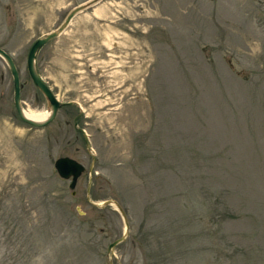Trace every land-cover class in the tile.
<instances>
[{"label": "rangeland", "instance_id": "1", "mask_svg": "<svg viewBox=\"0 0 264 264\" xmlns=\"http://www.w3.org/2000/svg\"><path fill=\"white\" fill-rule=\"evenodd\" d=\"M89 1L0 0L23 108L30 45ZM35 65L77 104L21 121L0 57V264H264V0H97Z\"/></svg>", "mask_w": 264, "mask_h": 264}, {"label": "water", "instance_id": "2", "mask_svg": "<svg viewBox=\"0 0 264 264\" xmlns=\"http://www.w3.org/2000/svg\"><path fill=\"white\" fill-rule=\"evenodd\" d=\"M97 0H91L87 2L86 4L79 5L75 8H73L65 17L64 21L54 30L46 33L44 36L39 37L35 39L32 44L30 45L27 57H26V68L28 75L33 82L34 86L38 89V91L43 95V97L46 99L47 107L49 115L42 121H37L28 118L24 114V108L22 106L21 101V82L19 77V72L16 68V65L10 56L9 53H7L4 49L0 48V57L5 61L6 65L8 66L9 72L12 77V84H13V106L16 115L18 118L29 124L30 126L34 127H44L45 125L49 124L56 116L57 111L65 105L71 106L76 105L77 103L74 101H67V102H61L59 101L55 94L52 92L51 88L47 85V83L43 80L41 75L39 74L36 65H35V59L38 51L49 41L56 38L59 34L63 32V30L67 27L73 16L82 10L83 8L89 6L90 4L96 2ZM79 132H81L82 136L85 139V143L88 146V139L87 134L82 128H77ZM54 167L58 173V175L61 178L64 179H70L69 188L73 190L76 186L77 179L81 175V173L85 170V167L83 164L79 163L74 158H71L69 156H60L58 157L54 162ZM72 194H74V191H72ZM111 201H105L104 204H110ZM118 210L120 211V207L117 203H115ZM123 217L124 214L121 211ZM124 224L125 228L128 229V222L126 218L124 217ZM125 239V235L123 234L119 238L115 239L110 245L108 246V251L118 243L122 242Z\"/></svg>", "mask_w": 264, "mask_h": 264}, {"label": "bare ground", "instance_id": "3", "mask_svg": "<svg viewBox=\"0 0 264 264\" xmlns=\"http://www.w3.org/2000/svg\"><path fill=\"white\" fill-rule=\"evenodd\" d=\"M24 114H25V116H27L30 119L42 121L49 115V112H48V110L47 111L46 110L45 111H37V110L31 109V108H29V109L24 108Z\"/></svg>", "mask_w": 264, "mask_h": 264}]
</instances>
